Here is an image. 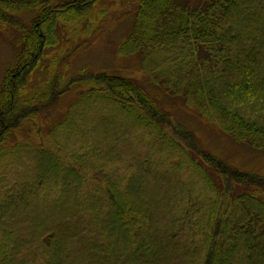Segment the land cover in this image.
I'll return each mask as SVG.
<instances>
[{"label":"trees","instance_id":"obj_1","mask_svg":"<svg viewBox=\"0 0 264 264\" xmlns=\"http://www.w3.org/2000/svg\"><path fill=\"white\" fill-rule=\"evenodd\" d=\"M98 1L0 0V28L21 33L0 92V264H264V176L207 152L135 81L83 69L54 75L42 92L25 95L58 43L59 24L77 23ZM117 52L138 55L155 87L264 153V0H204L196 8L139 0L133 30ZM69 94L76 99L60 122H50L48 136L40 133L41 142L7 144ZM122 136L149 144L131 153V143L118 146ZM5 168L15 169L7 177ZM150 178L160 183L156 202L143 194ZM85 185L92 193L82 210ZM37 196L51 217L23 218ZM102 198L103 220H96ZM184 202L168 227L150 225L158 212Z\"/></svg>","mask_w":264,"mask_h":264},{"label":"rangeland","instance_id":"obj_2","mask_svg":"<svg viewBox=\"0 0 264 264\" xmlns=\"http://www.w3.org/2000/svg\"><path fill=\"white\" fill-rule=\"evenodd\" d=\"M181 1L187 3L192 8L202 5L204 2V0ZM138 4L139 0H99L96 7L77 23L70 25L60 23L58 27V43L46 51L33 78H31L29 87L25 90V95L32 97L42 92L54 75L68 78L83 69L92 72L105 71L129 78L139 84L163 110L170 113L178 122L193 131L199 144L207 152L218 156L238 170L251 171L264 176V153L262 151L251 148L246 143L233 141L216 126L205 122L198 114L185 106L180 99L173 98L155 87L142 74L140 57L138 55L130 58L118 55L117 51L120 44L129 36L135 25ZM24 19L27 20L26 17ZM20 46V31L12 26L0 28V92L6 72L17 62ZM76 96V94H69L67 99L57 109L49 110V112L37 117L33 123L31 120L23 124L20 129L11 134L7 144L30 143L32 141L41 142L40 133L44 136L50 134V122H60L63 114L67 111L72 101L76 99ZM107 115L111 116L113 113H108ZM96 116L90 118L98 119L102 115ZM90 121L92 120H89L88 123ZM32 124H36L37 129ZM69 132L65 131L63 136L67 137ZM59 139L60 143H65V139L62 136ZM74 139H76V136ZM148 142L147 139L143 138L134 137L130 139L122 136L119 137L118 146L131 143L133 146L130 152L132 153L143 149V147L149 144ZM160 150L164 149L161 148ZM162 152L168 156L167 150ZM124 160V163L126 161L130 162L126 158ZM116 164V167L124 170L125 166H122L123 163L120 160ZM13 169L15 168H11L10 171L6 169L4 175L7 177L11 176ZM181 173L186 174V170ZM73 191V186H69L67 194ZM89 192H91V188L88 189V186L85 185L79 201L82 210L85 209L84 207L88 203L86 197ZM160 193V183L157 180L150 178L143 182V194L145 196L153 198L156 202L155 198H160ZM202 195L203 192L200 193V196ZM41 199V196H37L33 202L31 201L32 212L28 210V212L23 214V218L29 215L35 217L37 216L36 214H42L45 218L51 217L50 212L47 211L48 209ZM101 201V210L99 214L95 215L96 218L86 213L87 215L84 214L86 219L94 220L95 218L96 220H103L107 201L105 198H102ZM187 205L184 202L182 205L173 206L170 213L164 208L163 211L158 212L160 216L156 215L155 221L150 225H158L162 221L168 227L171 219L180 216ZM82 213L79 212L78 216H84ZM25 228L29 229L30 224ZM96 231H99V229L97 228ZM75 258L77 257L73 259Z\"/></svg>","mask_w":264,"mask_h":264}]
</instances>
